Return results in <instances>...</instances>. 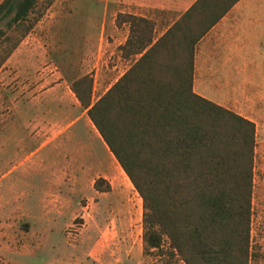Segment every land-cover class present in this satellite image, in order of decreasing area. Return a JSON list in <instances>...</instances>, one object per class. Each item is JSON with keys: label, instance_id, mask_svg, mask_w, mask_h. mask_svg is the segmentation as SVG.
Returning a JSON list of instances; mask_svg holds the SVG:
<instances>
[{"label": "trees", "instance_id": "16d2710c", "mask_svg": "<svg viewBox=\"0 0 264 264\" xmlns=\"http://www.w3.org/2000/svg\"><path fill=\"white\" fill-rule=\"evenodd\" d=\"M239 0H197L159 39L153 24L120 13L142 53L97 100L94 78L71 89L143 200V251L185 264H251L256 124L194 90L198 41ZM38 0H3L0 68L18 47L10 30ZM31 29L26 27V35ZM98 191H109L105 178Z\"/></svg>", "mask_w": 264, "mask_h": 264}, {"label": "rangeland", "instance_id": "374dc122", "mask_svg": "<svg viewBox=\"0 0 264 264\" xmlns=\"http://www.w3.org/2000/svg\"><path fill=\"white\" fill-rule=\"evenodd\" d=\"M78 2L75 8L66 5L64 19L58 22L48 17L59 11L54 0H38L27 22L10 30L14 39L23 37L0 68V264L55 263L52 245L60 246L62 263H70L72 254H87L98 264H167V257L143 251V200L130 179L123 188L106 179L109 191H98L90 180L74 187L66 178L59 179L73 154L84 157V163L105 165L107 153L93 134L83 131L64 146L49 144L39 134L46 117L55 121L79 115L72 80L92 76L95 101L133 63L121 56L116 41L122 30L95 27L102 0ZM80 20L86 28L70 27ZM6 22L0 21V30L7 28ZM29 24L30 31L23 35ZM247 76L214 77L222 86L204 95L256 124L251 264H264V66ZM48 89L47 97L37 101ZM57 90L63 103L55 101ZM72 188L74 205L66 206L60 216L49 214L47 193L65 194ZM170 264L185 263L175 258Z\"/></svg>", "mask_w": 264, "mask_h": 264}, {"label": "crops", "instance_id": "0c3cea01", "mask_svg": "<svg viewBox=\"0 0 264 264\" xmlns=\"http://www.w3.org/2000/svg\"><path fill=\"white\" fill-rule=\"evenodd\" d=\"M2 1L3 0H0V3ZM196 1L197 0H102V16L97 17V24L95 27L97 30L99 28L102 30L112 29L113 31L122 30V36L116 39L121 46L126 45L130 39L134 43L136 35L132 31V23L130 21H123L122 24L118 26L116 22L120 13L130 14L152 22L153 41L155 42L179 20ZM69 3V6L72 8L79 6L78 0H54V4L58 5L59 11L55 14H48L50 18L49 21L57 20L61 22L64 19L63 16H65L63 10ZM53 17L55 18L53 19ZM72 22L71 28H86L83 20ZM89 22L92 28V20ZM96 33L97 31L95 34ZM120 51L124 59L131 60L132 62L137 60L142 54L137 53V51H123L121 48ZM262 66H264V0H239L196 44L194 55V90L200 95L208 98L204 95V92H211L212 87L217 85L222 86L220 81L216 82V80L212 78L232 75L238 77L248 75L247 77H252ZM60 85L61 84L57 85V89L60 88ZM109 88H107L105 92ZM48 91L49 89L42 92V94L37 97V101H40V99L44 97L46 98L47 96H45V93H48ZM57 94L55 101L57 103H63L64 98L58 93V90ZM43 106L45 105L43 104ZM74 107L80 110L77 117L69 120L58 117L55 121H51L49 117H46V120H42V131L39 132V134L41 133L42 137L48 139L49 144L57 142L60 146H64L67 141L75 140L81 132L88 131L101 143L107 153L106 163H104L105 165H103V167L97 166L94 160H92L91 163H84V157H81L82 161L74 157L73 154L72 161L59 171V179L65 180L66 178V180L72 182L75 187V185L77 186L79 183L86 182V180H90L91 186H94L96 179L103 177L109 180L113 187L117 186L123 188L122 183L127 179L129 180L128 175L100 135L99 129L96 128L89 118L87 111L82 108L76 96L74 99ZM81 119H84V122L81 127L76 129L75 124ZM49 144L42 143V146ZM63 174H65V176H63ZM72 194L73 188L68 190L65 194L60 190L47 193L45 200L49 205L47 208L48 213L55 216L62 215L66 206H72L75 203L73 198H71ZM51 251L56 254V261L51 264H82L85 262L89 264H98L96 262L94 263L92 259L87 258V254L83 256L72 254L70 263H62L58 256L60 253V246L52 245ZM102 253L103 252H99L98 257H102Z\"/></svg>", "mask_w": 264, "mask_h": 264}, {"label": "bare ground", "instance_id": "6f19581e", "mask_svg": "<svg viewBox=\"0 0 264 264\" xmlns=\"http://www.w3.org/2000/svg\"><path fill=\"white\" fill-rule=\"evenodd\" d=\"M127 182L130 183L129 180H127ZM128 183H127V184H128ZM129 185H130V184H129ZM129 188H130V186H129ZM129 190H130V189H129Z\"/></svg>", "mask_w": 264, "mask_h": 264}]
</instances>
